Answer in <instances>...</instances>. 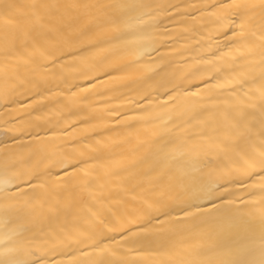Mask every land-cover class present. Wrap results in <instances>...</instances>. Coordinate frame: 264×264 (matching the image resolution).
Listing matches in <instances>:
<instances>
[{
    "label": "snow or ice",
    "instance_id": "1",
    "mask_svg": "<svg viewBox=\"0 0 264 264\" xmlns=\"http://www.w3.org/2000/svg\"><path fill=\"white\" fill-rule=\"evenodd\" d=\"M86 7L0 0V154L34 166L6 190L56 221L36 237L52 254L33 253L30 264H178L176 253L197 240L212 242L216 264H264V84L252 91L257 81L244 76L257 56L264 66V0L156 5L163 19L159 46L147 53L152 67L112 90L130 100L109 109L127 129L171 109L166 126L215 157L186 161L171 187L150 179L154 168L115 166L99 139L61 143L90 123L87 108L65 103L84 87L66 70L98 46H83L89 31L73 14ZM204 18L214 25L206 39Z\"/></svg>",
    "mask_w": 264,
    "mask_h": 264
},
{
    "label": "bare ground",
    "instance_id": "2",
    "mask_svg": "<svg viewBox=\"0 0 264 264\" xmlns=\"http://www.w3.org/2000/svg\"><path fill=\"white\" fill-rule=\"evenodd\" d=\"M61 3L87 5L86 8L73 10L80 15V27L89 31L88 43L98 45L78 61V66L67 69L66 74L84 85L77 90L75 96H66L65 103L74 107L87 108L90 123L80 125L75 135H69L61 143L73 146L72 141L82 136L99 139L106 145V151L114 153L112 163L115 166H135L136 171H147L154 168L151 180L162 181L163 186L176 185L184 176L183 165L199 157L204 163L215 157L203 155L198 140H191L183 130L174 132L167 125V118L174 114L160 110L159 115L153 113L151 123H140L133 129H127L109 112L111 108H123L130 100L115 99L120 89L131 80L143 77L152 67L148 63L147 53L151 46H159L161 37L158 27L163 15L155 6L167 0H59ZM193 3H213L215 0H192ZM259 3L260 0H249ZM167 23V22H166ZM198 27L205 33L206 39L214 25L208 18L197 21ZM207 25V27H204ZM261 57L251 61L244 76L251 84L250 89L257 91L264 84V66H258ZM123 68L122 71H116ZM81 73H87L86 76ZM110 73V75H109ZM2 86V81H0ZM203 92V87L193 89ZM89 96L88 100L81 97ZM105 101H110L105 103ZM165 101H161L163 103ZM191 106L184 102L183 109ZM117 129L109 131L108 129ZM81 147V146H77ZM51 150V149H49ZM3 150H0L2 153ZM25 152V155L27 154ZM21 156L5 157L0 154V264H30L37 257L33 253L44 255L50 245L36 239L41 227L49 224L55 226V218H49L47 209L42 212L37 204L30 203V197L17 198V194L7 191L20 179H27L34 170L23 164ZM212 246L211 241L197 240L193 244L181 248L174 259L178 264H216V254L206 250ZM204 250L206 254H201ZM67 264V261H65Z\"/></svg>",
    "mask_w": 264,
    "mask_h": 264
}]
</instances>
